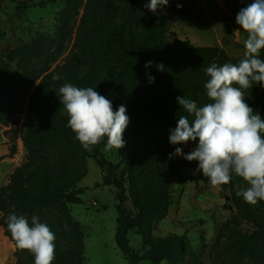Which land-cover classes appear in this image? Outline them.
Returning a JSON list of instances; mask_svg holds the SVG:
<instances>
[{"label": "trees", "instance_id": "obj_1", "mask_svg": "<svg viewBox=\"0 0 264 264\" xmlns=\"http://www.w3.org/2000/svg\"><path fill=\"white\" fill-rule=\"evenodd\" d=\"M40 6L44 7V4ZM193 11V0H178L170 5L168 13H160L140 24L141 9L137 0H66L61 28L65 29L79 18L73 38V54L55 72L46 74L27 97L26 89H15L0 96L2 127L13 123L25 108L20 137L25 160L0 188V212L4 213L5 207H12V213L24 212L31 207L66 212L67 206L80 203L77 196L82 190H75V186L86 176L85 161L92 159L106 173L100 186L113 187L116 191L114 243L128 264H171L188 250L184 236L143 237L147 222L163 216L169 207L167 177L178 175L188 166L167 162L156 151L142 145L134 146L132 160L121 155V165H114L101 155L104 139L90 150L84 149L68 127L69 117L60 102L58 90L65 83L80 88L92 87L112 101L113 111L124 105L130 119L152 126L165 124L170 130L175 129L179 116L188 115L179 106L177 97L195 100L198 107L209 103L204 87L209 77L204 69L213 63L222 66L225 63L238 64L241 60L218 47H198L180 39L168 42L173 16L187 18ZM64 34L61 32L56 42L57 57L64 48ZM25 49L34 53L33 46ZM21 52V49L12 52L7 62H0V75L11 76L10 64L21 58ZM259 58L264 60V49ZM149 61L152 63L146 68ZM159 64L164 66L163 70L158 69ZM54 75H59L60 79L53 80ZM149 76L155 78L151 83ZM244 95L245 103L264 119V89L258 84L253 85ZM188 118L193 119L192 116ZM57 140L66 142L68 154L77 157V170L56 162V155L51 150L52 142ZM190 143L176 147L182 148ZM14 149L13 146L11 155ZM137 173L143 198L139 197L135 187ZM237 184L248 187L234 174L229 184L220 185L221 198L228 201L236 213L234 223L261 213V207H264V201L251 205L242 196H237ZM226 231L229 240H235L229 253L230 264H258L259 260H264V239L234 226ZM132 234L143 237L141 255L130 247ZM23 254L16 247L15 264H34L32 253ZM82 261L80 246L55 243L52 264H82Z\"/></svg>", "mask_w": 264, "mask_h": 264}, {"label": "rangeland", "instance_id": "obj_2", "mask_svg": "<svg viewBox=\"0 0 264 264\" xmlns=\"http://www.w3.org/2000/svg\"><path fill=\"white\" fill-rule=\"evenodd\" d=\"M177 1L169 0L167 6L153 14L145 7L150 0H137L141 9L140 24L160 13H168L170 5ZM193 1L192 15L187 18L173 16L168 42L187 39L194 46L218 47L229 56L242 59L245 51L243 39L235 32L239 25L226 1ZM42 3L44 7L40 6ZM65 3L66 0H0V62H7L10 53L22 50L21 58L10 64L11 76L0 75V96L15 89H26L27 97L40 85L46 74L55 72L73 54V38L79 18L70 22L65 29L61 28ZM63 31L64 48L57 57L56 42ZM26 46H33L34 53L28 52ZM24 112L25 108L8 127L0 126V188L7 184L11 172L25 160L20 141ZM169 136L170 129L165 124L152 126L129 118V124L123 133L125 146L121 150H106L104 146L101 155L108 162L121 165V155L131 159L134 146L142 145L156 151L167 162L188 166L178 175L167 177L169 207L163 216L147 222L143 237L161 239L169 235L184 236L188 250L171 264H230L229 253L235 246V240H229L226 229L234 226L244 233L264 239V207H261V213L234 223L236 213L231 204L221 198L220 186H212L200 172L193 175L198 167L197 161L189 162L183 156L172 155L176 145L169 143ZM104 141L106 145L107 137ZM197 143L195 141L182 147L183 153L192 151ZM52 145L51 151L56 155V162L72 170L78 169V159L68 154L66 142L57 140ZM13 146L14 154L11 155ZM85 168L86 176L75 186V190H82V194L77 196L80 201L78 205L67 206L66 212L31 207L14 214L25 216L29 224L31 217L36 215L55 234L54 243L80 246L82 264H128L114 243L116 191L113 187L100 186L106 173L98 168L94 160L87 159ZM135 179L136 191L143 198L138 173ZM127 208L131 209V205L127 204ZM4 209V213L0 212V264H15V241L7 228V217L12 214L13 208ZM143 237L138 234L129 237L130 247L139 255L143 253ZM22 251L23 255L29 252ZM258 264H264V260H259Z\"/></svg>", "mask_w": 264, "mask_h": 264}, {"label": "clouds", "instance_id": "obj_3", "mask_svg": "<svg viewBox=\"0 0 264 264\" xmlns=\"http://www.w3.org/2000/svg\"><path fill=\"white\" fill-rule=\"evenodd\" d=\"M169 0H150L146 4L153 14L167 6ZM177 7H181L178 3ZM235 30L247 33L244 56L238 64L213 63L204 69L209 77L204 84L209 103L198 107L195 100L177 97L180 107L188 115L179 116L177 126L170 130L169 143L173 145L198 141L187 154L176 147L172 155L183 156L189 162L197 161L193 171L202 173L212 186L229 184L233 174L243 179L247 188L236 185L237 196L255 205L264 201V119L245 103V91L253 85L264 89V0H251L239 10ZM149 61L145 67L151 65ZM163 70L162 64L157 65ZM53 80H59L54 75ZM149 82L154 77H148ZM237 85V86H234ZM60 102L67 113L68 127L76 134L82 147L90 150L105 137L106 150H119L125 146L123 133L129 124L126 107L113 111L112 101L92 87L80 88L71 83L59 87ZM192 116L190 120L188 117ZM7 228L15 246L34 256V264H52L55 259L56 236L50 227L31 217V224L23 215L9 214Z\"/></svg>", "mask_w": 264, "mask_h": 264}, {"label": "crops", "instance_id": "obj_4", "mask_svg": "<svg viewBox=\"0 0 264 264\" xmlns=\"http://www.w3.org/2000/svg\"><path fill=\"white\" fill-rule=\"evenodd\" d=\"M227 3V6L233 16V18L236 20V15L239 12V10L243 7H246L248 3L251 2V0H225ZM240 27V26H239ZM239 37L241 39H243V44H244V40L247 37V33H244L243 31H241L239 33ZM187 40V39H185Z\"/></svg>", "mask_w": 264, "mask_h": 264}]
</instances>
